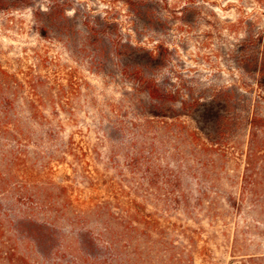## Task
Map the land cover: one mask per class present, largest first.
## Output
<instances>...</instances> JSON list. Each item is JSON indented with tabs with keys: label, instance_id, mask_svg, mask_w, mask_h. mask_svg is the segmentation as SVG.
Here are the masks:
<instances>
[{
	"label": "rangeland",
	"instance_id": "rangeland-1",
	"mask_svg": "<svg viewBox=\"0 0 264 264\" xmlns=\"http://www.w3.org/2000/svg\"><path fill=\"white\" fill-rule=\"evenodd\" d=\"M262 30L264 0H0V264H264Z\"/></svg>",
	"mask_w": 264,
	"mask_h": 264
},
{
	"label": "trees",
	"instance_id": "trees-1",
	"mask_svg": "<svg viewBox=\"0 0 264 264\" xmlns=\"http://www.w3.org/2000/svg\"><path fill=\"white\" fill-rule=\"evenodd\" d=\"M260 1V0H257ZM54 5H51L50 9L52 10ZM38 31L42 36H46L49 30V26L46 24L40 25L37 27ZM251 37H247L246 41L249 42L247 50L248 54L245 56L246 64L251 67L253 72V79L255 80L256 86L259 88L260 96L264 98V30L259 31L254 37V33H251ZM13 76V75H12ZM11 77V74L7 72L5 69L0 68V135L5 134V132L9 133V110L13 106V101L10 98L11 93V85L9 84L8 78ZM15 77V76H14ZM5 78V79H4ZM149 85L148 89L151 88V91H156V87H153V81L149 79L145 80ZM16 83L23 85L17 78ZM154 92H151V94ZM251 126H252V138L250 142V152L248 157V164L252 160L253 155L258 154V146H256V142L254 141L257 137L258 129L264 128V118L253 115L251 117ZM258 145V144H257ZM13 159L18 160L21 159L19 156H15Z\"/></svg>",
	"mask_w": 264,
	"mask_h": 264
}]
</instances>
